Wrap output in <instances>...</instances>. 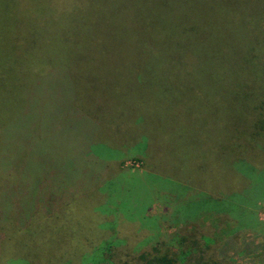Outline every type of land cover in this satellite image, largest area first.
<instances>
[{
  "label": "rangeland",
  "instance_id": "rangeland-1",
  "mask_svg": "<svg viewBox=\"0 0 264 264\" xmlns=\"http://www.w3.org/2000/svg\"><path fill=\"white\" fill-rule=\"evenodd\" d=\"M263 100L264 0H0V264H264V199L238 223L190 183L229 140L264 195Z\"/></svg>",
  "mask_w": 264,
  "mask_h": 264
},
{
  "label": "trees",
  "instance_id": "trees-1",
  "mask_svg": "<svg viewBox=\"0 0 264 264\" xmlns=\"http://www.w3.org/2000/svg\"><path fill=\"white\" fill-rule=\"evenodd\" d=\"M153 23L150 21L148 17V21L146 24V27L142 25L143 29L150 30L153 28ZM188 32L192 31V25H189ZM150 44V41L145 44V47H147ZM257 47V46H256ZM256 51V48H254L253 53ZM258 55L255 54L253 59L257 58ZM93 111L95 113H102L103 112V103L101 102L100 98H95L93 101ZM264 100L263 104L259 103L256 105V113L258 112V109L260 110L256 114L255 118V124L254 128L256 126H260V124L263 125L264 123ZM263 109V110H261ZM94 122L98 123V118L92 119ZM263 130V127H261ZM134 140V138H132ZM224 142V141H223ZM136 143V139L133 144ZM225 143V142H224ZM222 143L218 151L219 153L216 154V156L207 155L206 159L207 162H199L194 164L193 166V172L195 180L192 183L194 186L197 187V191L194 192L195 196L201 195V198H203V205L213 207L214 211L213 213L216 214V216L220 217L224 214L230 215L231 217H234L238 223L241 222L243 218L246 217V211L249 210V207H254L257 202L262 201L264 199V195L260 198H253L252 196V190H248L254 183L260 182L262 179L260 177L255 176L256 169L250 166V162L245 159V157L248 155L246 152H249L248 150H245L242 145L239 143L237 144L238 147V153L240 154V157L236 155V145L233 149V146L230 145V141L226 140V146L223 147ZM245 152V153H244ZM244 154V155H243ZM236 155V156H235ZM258 157V155L256 156ZM109 159V158H108ZM211 163L212 165H220V172L219 173H213L209 172V174L203 175L201 173L202 169L205 171L206 166L208 163ZM236 164V165H235ZM107 168V163L104 164L103 169ZM212 170V169H211ZM213 171V170H212ZM218 172V171H217ZM238 173V175L236 173ZM230 173L232 174L231 177H233V181H231ZM197 175V176H196ZM244 180H248L247 185L243 183V185H239L238 183ZM184 182V181H183ZM249 183V184H248ZM189 184V183H187ZM250 185V187H249ZM184 185L183 187H185ZM202 189V191L200 190ZM246 188H248L246 190ZM207 190H211L214 194H212V197L208 196L206 194ZM207 206V207H208ZM225 216V215H224ZM226 216V217H227ZM208 242V241H206ZM211 247H208L207 245L203 248H201L200 245H198L197 241H192V246H190L189 253L186 254L188 258V262L190 264H227V262L223 259H217L214 253H211ZM210 251V252H209ZM99 264H106L104 262H99ZM134 264H178V259L175 255H171L168 252L162 255H158L156 253H142L140 254Z\"/></svg>",
  "mask_w": 264,
  "mask_h": 264
}]
</instances>
